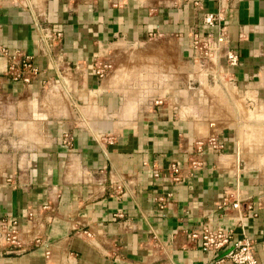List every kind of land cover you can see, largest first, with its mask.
I'll list each match as a JSON object with an SVG mask.
<instances>
[{"label":"crops","instance_id":"1","mask_svg":"<svg viewBox=\"0 0 264 264\" xmlns=\"http://www.w3.org/2000/svg\"><path fill=\"white\" fill-rule=\"evenodd\" d=\"M221 5L240 62L208 71L190 39ZM41 28L60 43L45 47ZM0 47L40 70L13 81L0 52V220L42 239L0 249V264H232L192 242L205 224L251 238L264 264V0H0ZM96 59L111 64L103 78ZM210 136L223 147L199 151ZM237 200L258 215L240 219Z\"/></svg>","mask_w":264,"mask_h":264},{"label":"built area","instance_id":"2","mask_svg":"<svg viewBox=\"0 0 264 264\" xmlns=\"http://www.w3.org/2000/svg\"><path fill=\"white\" fill-rule=\"evenodd\" d=\"M229 7L221 5L217 12L207 13L202 20V25L209 28L208 32L196 31L192 33L190 39V47L193 52V60L197 64L211 71V65L218 61V58L224 57L227 66L233 69L239 65V54L230 47V38L228 27L226 25L227 15ZM39 39L41 43L48 49L54 47L60 43L62 37V30L60 28H41L39 33ZM45 47L41 49V52H45ZM2 55L8 59V65L6 67V74L11 80L21 82L24 84H30L36 79L40 73L39 67L35 65L31 59L27 56H23L19 51L10 50L0 47ZM111 64L108 61L95 60L93 63V71L98 78H103L110 70ZM212 73V72H211ZM75 76V75H73ZM227 80L222 78L219 73L216 72V77L219 83L224 86L232 84L233 74L227 71L225 74ZM69 76L66 73H61L60 81L56 84L59 87V92L70 87ZM48 88L47 82L43 84V89ZM228 87V86H227ZM72 137L66 135V143L70 145ZM198 150L202 151V148L209 144L214 149H221L223 146L218 141L216 136H210L197 142ZM198 165V162L194 164ZM173 173V180L179 182L181 180V172L178 165L173 164L171 166ZM155 176L159 174L156 172ZM173 196L170 192L165 197H160L159 207L164 209L168 203L169 198ZM229 202V198L225 197L223 205ZM260 206V205H257ZM233 207L241 211L240 219L244 220L248 216H257V207L252 202H240L235 201ZM30 221L33 220L32 215L28 216ZM75 234L79 238H86L91 241V234L86 231L75 230ZM24 232L21 229L20 223L15 218H4L0 220V249L4 252H20L25 250L26 246L33 243H42V239L34 237L29 239L26 243L23 242ZM154 238H156L154 236ZM190 238L193 243L200 244L206 251L217 253L221 250H226L223 259L228 260L232 264H262L256 255L254 248V241L244 236L239 240H234L231 237V232L220 228H214L210 225H203L198 230L190 233ZM50 252H46V256L49 257Z\"/></svg>","mask_w":264,"mask_h":264},{"label":"rangeland","instance_id":"3","mask_svg":"<svg viewBox=\"0 0 264 264\" xmlns=\"http://www.w3.org/2000/svg\"><path fill=\"white\" fill-rule=\"evenodd\" d=\"M119 47V45L118 46H116L114 49H117ZM122 47V46H121ZM117 51V50H116Z\"/></svg>","mask_w":264,"mask_h":264}]
</instances>
